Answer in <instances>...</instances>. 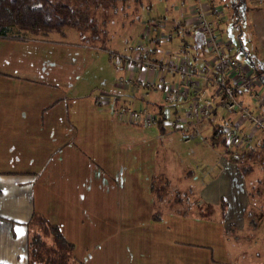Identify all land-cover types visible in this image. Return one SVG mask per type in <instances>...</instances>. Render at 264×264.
I'll return each mask as SVG.
<instances>
[{"label": "crops", "instance_id": "crops-1", "mask_svg": "<svg viewBox=\"0 0 264 264\" xmlns=\"http://www.w3.org/2000/svg\"><path fill=\"white\" fill-rule=\"evenodd\" d=\"M203 1L217 8L218 16L211 18L215 34L227 42L226 55L249 74L263 70L264 0ZM190 5L191 0H162L155 6L159 19L150 24V36L137 34L152 45L154 57L176 60L183 54L194 64L207 57L200 33L184 22ZM64 27L69 26L57 33L63 36ZM88 44L62 37L0 38V264H28L25 222L32 211L55 224L72 243L76 264H101L100 257L102 264H143V260L145 264H246L254 247L263 255L250 264H264V173L249 160L252 168L239 171L235 159L241 144L226 152L209 144L185 143L166 125L160 130L155 121L131 124L114 111L143 106L155 112L161 106L173 117L184 111L188 101L212 106L214 86L201 80L186 83L168 74L185 93L164 103L160 91L117 80L108 90L111 112L98 104L96 90L74 89L84 83L79 78L99 49ZM103 46L108 47L105 40ZM128 47L122 43L119 50ZM115 66L116 75L125 76L126 69ZM48 69H52L49 79ZM258 90L264 93V73L259 86L239 97L264 118V106L252 95ZM211 109L203 128L206 135L214 124L224 130L237 128L233 114ZM239 127L241 138L248 126L243 122ZM134 128L140 129L137 134L132 133ZM257 140L256 132L242 148H256ZM159 166L163 171L155 181ZM40 167L44 170L35 169ZM48 168L56 170L54 188L47 184ZM177 172V182L185 185L174 190L172 198L174 192H181L186 202L192 194L198 202L211 204V211L204 212L206 216L196 211L181 214L162 206L160 219L152 220V197L160 198L154 192L162 190L161 197L168 198L163 194H169L175 179L168 174ZM189 178L199 182L194 192ZM59 187L62 196L57 194ZM253 196L261 198L255 208Z\"/></svg>", "mask_w": 264, "mask_h": 264}, {"label": "built area", "instance_id": "built-area-1", "mask_svg": "<svg viewBox=\"0 0 264 264\" xmlns=\"http://www.w3.org/2000/svg\"><path fill=\"white\" fill-rule=\"evenodd\" d=\"M209 6L203 0H191L190 13L187 18H184L185 23H189L200 33L201 42L207 51V57L202 58L198 64H194L188 56L183 54L176 60L154 57L151 55V44L143 36L137 37L126 51L113 48L103 50L108 57L112 58L115 65L127 71L125 76L118 77V84L139 85L146 90L160 91L164 103H170L185 93L179 82L168 79V74H175L180 81L186 83L193 84L201 80L212 84L216 95L212 106L223 108L235 117L237 128L234 126L225 129V143L233 146L246 145L256 132L258 133L257 141L264 143L263 116L253 112L242 103L239 97L242 91L249 90L256 85L259 86L264 68L249 74L243 70L235 58L226 55L227 42L215 34L214 18H211L212 15L218 16L217 8ZM252 95L258 104H264L262 91H254ZM106 101L108 99L100 100L102 103ZM212 106L210 104L198 106L194 101H188L184 111L173 117L169 116L165 107L162 108V112L158 110L150 112L143 106L127 107L117 109L116 116L136 124L153 122L163 116V125L172 130H180L183 142L195 145L208 144L202 131L212 112ZM243 122L247 124L248 131L239 138L236 129H240L239 126Z\"/></svg>", "mask_w": 264, "mask_h": 264}, {"label": "trees", "instance_id": "trees-1", "mask_svg": "<svg viewBox=\"0 0 264 264\" xmlns=\"http://www.w3.org/2000/svg\"><path fill=\"white\" fill-rule=\"evenodd\" d=\"M89 1L91 0H0V38H28L17 34L9 35L8 31L12 26L32 32L41 29L42 33L47 30L60 31L62 26H70L78 30V35L84 43H89L90 37L97 38L94 29L90 30L88 37L83 32V27L88 21L86 9H88ZM103 42L104 39L98 44V47L109 48L103 47ZM259 105L264 106V104ZM158 111L162 112L161 106L158 107ZM163 118L160 116L155 120L160 130L164 128ZM206 124L208 125V123ZM206 138L209 145L220 147L226 152H229V147L233 146L225 143V130L220 125H212ZM242 147V145L238 146L241 149L237 159H235L239 171L243 174L245 170L252 168L251 164L248 163L249 160L255 162L254 167L264 173V143L257 141L256 148L253 149H243ZM151 184L152 178L150 188ZM155 195L161 197L159 193H155ZM171 199L174 202H179L178 198ZM159 202L160 200L152 197L150 215L152 220H159L161 217L162 211ZM189 203L201 216H206L204 212L209 213L212 209V205L204 201L198 203L195 200L189 201ZM219 203L223 205V200H220ZM186 204L189 205L188 201ZM180 213L185 214L182 211ZM25 226L28 264H70L71 260L74 261L70 254L72 243L64 239L55 224L50 223L41 214L32 211L25 222Z\"/></svg>", "mask_w": 264, "mask_h": 264}, {"label": "rangeland", "instance_id": "rangeland-1", "mask_svg": "<svg viewBox=\"0 0 264 264\" xmlns=\"http://www.w3.org/2000/svg\"><path fill=\"white\" fill-rule=\"evenodd\" d=\"M161 1L162 0H91V1H89L90 3L87 4L88 9H86V15L88 17L86 19H88V21L86 22V25H84V27H83V32L86 35V37H88L87 35L90 33V30L94 29V31L96 32L97 38H91L90 37V39L88 40L89 41L88 45L92 46V48H96V49L99 48V49H97V52L95 54L94 63L79 78L80 80L84 79V83L81 84V86L78 83L75 85L74 89L77 92L87 91L88 87L92 91L96 90L95 94H96V99L98 101V104L100 103V105L108 107L109 109L112 110L111 112H113V105H112V102L110 100L103 102V103L100 102V100L101 99L107 100L111 97L108 94V90L114 88V86H113L114 81L116 82L118 80V76L116 74L119 71L115 69L116 66L113 63L112 58L108 57L107 54L102 49V47H98V44L102 41V39H104L105 44L106 45L108 44V47H110V49L115 48V49L119 50V49H121V48H119V45L122 43H124V46L131 45L135 41V39L137 37H139L138 36V35H140L139 33L144 34V36L147 35L149 37L150 31H151V25L150 24H152V22H155V19H159V18L155 17V15H154L155 11L153 9L156 8L155 6H157ZM176 1H178V0H173V2H176ZM179 3H180V1H179ZM185 9H187L186 6H185ZM61 30L67 36H65L64 34L62 36V34L57 33L58 31H55V30H50V31L47 30L45 33H42L41 29H38V30L32 32V31L18 29L17 27H13V26L8 31V34L9 35L17 34L18 36L23 35V36L28 37V38H38V39H40V38L41 39H50V38H54V37H62L64 39L68 40L69 42L70 41L73 42L75 40H77L79 42H83L82 39L80 38V36L78 35V30H76L75 28L69 26V27H64ZM111 39H112V41H115V45H113ZM103 44H104V42H103ZM103 47H106V46H103ZM151 48H152V45H151ZM51 70L52 69L47 70V76H48L47 78L48 79L51 78V76H52ZM120 74H122V72ZM90 84H91V86H90ZM103 85L106 86L107 88L100 87ZM98 96L101 98H99ZM116 110H117V108H115L114 111H116ZM79 121L82 122L81 119H79ZM82 126H86L87 128L89 127L88 125H82ZM121 127L122 126H120V128ZM139 130L140 129H138V128H134V129H132V133L137 134L139 132ZM171 131L179 132L180 138H181V131L180 130H172L171 129ZM203 134H205V133L203 132ZM89 136L90 135H88V137ZM204 136L206 137V134ZM175 141H178V140L175 139ZM162 143H163V141H162ZM175 144L180 145L181 143L175 142ZM159 164H161V162H159ZM175 164H176V166H178V163H175ZM186 165H188V164H186ZM179 168H178V170L180 172L181 168L180 169ZM35 169L39 170V171L44 170L43 167L35 168ZM162 171L163 170H162L161 166H159V169H156L157 176L155 177V181L157 180L158 176H161L160 174ZM158 172H160V173H158ZM179 172H177V175H175V173H176V170H175V173H173L172 175L168 174L170 179L173 176H175V179L173 178L171 180V184H170V188H169V194L167 192L163 194V195H166L169 197L168 198H164L163 196L160 197L159 198V200H160L159 205H160V208L162 206H168V207H170V209H173L175 211H182L185 213L187 212V213L193 214V213H195L196 209L193 208V206L191 205V203H189V201L193 202L196 200L198 202V199L194 198V196H192V194H190L189 197L186 198V201H188L189 205H187L186 202L183 201L184 199H182V197H181V194H180L181 192L180 193L174 192V197L178 198L179 202H174V201H172L173 199H171L173 196V191L174 190L180 191L179 188H181V190H183L182 187L185 185V184L180 185V183L177 182V179L180 178ZM55 173H56L55 168H48V171L46 172L47 177H48L47 178V184L49 185L50 188H51V186H52V188H54L55 184H54L53 180L55 177ZM189 181L192 182V180L190 178L188 179L187 182H189ZM198 184H199L198 181H195V182L193 181L191 183V186H189V187H191L192 191L194 192V190ZM44 185H45V183H44ZM58 186H60V185L58 184ZM161 191L162 190H159L160 196L162 195ZM192 191H191V193H193ZM57 192H58L57 194L59 196H62V193H61L62 191H61L60 187H59V190ZM154 193H157V192H154ZM260 199H261L260 196H253L252 197L251 202H252V204H253L252 206L254 208L256 207V205L258 204ZM198 203H200V202H198ZM101 242H102V240H100V243ZM261 247L264 248V246H261ZM231 250H232V248H231ZM241 251H242V253L246 252L245 249H241ZM250 252H251V255L246 257V259L248 261L246 264H250V263H252V261H259L261 259V256L263 255V252L259 247H254L253 249H250ZM70 254L72 255V253H70ZM72 258H74V260L76 259V257H74V256ZM147 258H150V256L148 255ZM147 258H144V259H147ZM100 259H101L100 263L102 264L103 258L100 257ZM98 260L99 259L97 258L96 262H98ZM145 261L146 260H143V264H145ZM117 263H118V261H114V264H117ZM70 264H75V262L71 260Z\"/></svg>", "mask_w": 264, "mask_h": 264}]
</instances>
